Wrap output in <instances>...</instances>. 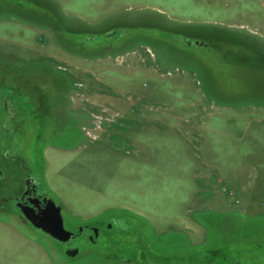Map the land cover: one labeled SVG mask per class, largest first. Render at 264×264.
<instances>
[{
  "label": "rangeland",
  "instance_id": "obj_1",
  "mask_svg": "<svg viewBox=\"0 0 264 264\" xmlns=\"http://www.w3.org/2000/svg\"><path fill=\"white\" fill-rule=\"evenodd\" d=\"M0 89L20 109L0 147L73 234L3 203L23 176L3 158L0 264H264V0H0ZM188 222L223 245L194 252Z\"/></svg>",
  "mask_w": 264,
  "mask_h": 264
},
{
  "label": "flooded vegetation",
  "instance_id": "obj_2",
  "mask_svg": "<svg viewBox=\"0 0 264 264\" xmlns=\"http://www.w3.org/2000/svg\"><path fill=\"white\" fill-rule=\"evenodd\" d=\"M15 93L16 92L13 89L10 91H7V90L5 91V90L0 89V142L3 141V137H4L3 135H1L2 130L6 131V134L8 135V137L11 138L13 134H15L14 129L18 126L19 120L17 116H18V113L20 112V109L18 105H16L15 100H14ZM46 98L47 97H46L45 92L38 93V94L36 93L35 96L30 100L29 98H26V102H28V106L26 109H29V112L31 113L32 117L36 119L37 121L36 124H37L38 129L45 127L44 120L46 118L49 119V116H47V112L49 111V108H46V106L50 105V103L47 101ZM22 106H23V103H22ZM47 125L48 124H46V127ZM7 145H8V142H7ZM5 150H8L7 147L5 148L0 147V160L3 158H6L12 161H16V163H19V167H20L19 175H23V176L20 180L19 188L9 199H3V203L4 202L6 203V200L9 204H11L12 202L13 203L12 206L16 208L20 221H23L25 224L30 225L32 228H34L30 224V222H27L24 220V218L21 215L20 209L21 207L28 206V207H32L34 212H37L39 210V207H42V198L46 194L40 191L39 183L34 177H32L30 173H28L29 170L25 164L24 159L16 155L13 156V155L5 154L6 152ZM106 228L110 229L111 224H108V225L106 224ZM90 229H91V232L93 233V236L98 237L99 235L98 228L91 226ZM36 230L40 231L39 229H36ZM79 232H82V228L79 229ZM92 239H93L92 236H88V240L92 241Z\"/></svg>",
  "mask_w": 264,
  "mask_h": 264
},
{
  "label": "water",
  "instance_id": "obj_3",
  "mask_svg": "<svg viewBox=\"0 0 264 264\" xmlns=\"http://www.w3.org/2000/svg\"><path fill=\"white\" fill-rule=\"evenodd\" d=\"M20 212L24 220L30 222L34 228L59 242H68L73 237L72 232L63 227L60 205L56 204L48 195L42 198V207H39L37 212L28 206L21 207ZM77 252V249H70L66 254L75 256Z\"/></svg>",
  "mask_w": 264,
  "mask_h": 264
},
{
  "label": "crops",
  "instance_id": "obj_4",
  "mask_svg": "<svg viewBox=\"0 0 264 264\" xmlns=\"http://www.w3.org/2000/svg\"><path fill=\"white\" fill-rule=\"evenodd\" d=\"M205 207H200L196 212H200L201 210H203ZM247 212V211H246ZM190 220V219H189ZM206 224H200V223H194V224H190V222H188L182 229H185L186 232H188V236L192 237L193 239V243L191 244L193 251L194 249H196L194 252H205L206 249H211V248H215V247H220L221 245H223V241L221 238H218L217 240L212 242V246L209 248L208 245V239H207V231H206ZM194 237H199V243L202 242L203 240L206 239L205 243L202 244H198V241H196L194 239ZM190 243V241H189ZM198 248V249H197Z\"/></svg>",
  "mask_w": 264,
  "mask_h": 264
}]
</instances>
